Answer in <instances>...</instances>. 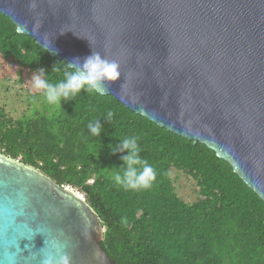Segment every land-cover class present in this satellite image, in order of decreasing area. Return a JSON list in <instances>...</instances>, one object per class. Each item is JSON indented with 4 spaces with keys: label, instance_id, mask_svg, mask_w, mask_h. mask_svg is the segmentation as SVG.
I'll return each instance as SVG.
<instances>
[{
    "label": "water",
    "instance_id": "1",
    "mask_svg": "<svg viewBox=\"0 0 264 264\" xmlns=\"http://www.w3.org/2000/svg\"><path fill=\"white\" fill-rule=\"evenodd\" d=\"M0 0V12L52 57L99 52L127 109L204 144L264 201V0ZM39 24L36 31L33 29ZM86 197L0 153V264H118Z\"/></svg>",
    "mask_w": 264,
    "mask_h": 264
},
{
    "label": "trees",
    "instance_id": "2",
    "mask_svg": "<svg viewBox=\"0 0 264 264\" xmlns=\"http://www.w3.org/2000/svg\"><path fill=\"white\" fill-rule=\"evenodd\" d=\"M40 68L53 83L71 70L0 12V83L12 80L28 99L42 98L31 81ZM96 120L99 137L87 127ZM132 136L157 174L148 190L126 191L112 179L127 152L112 154L108 145ZM0 153L83 194L105 228L101 244L118 264H264V201L206 145L160 128L112 96L81 92L51 115L34 111L17 120L0 109ZM174 172L196 183L193 203L178 195Z\"/></svg>",
    "mask_w": 264,
    "mask_h": 264
},
{
    "label": "clouds",
    "instance_id": "3",
    "mask_svg": "<svg viewBox=\"0 0 264 264\" xmlns=\"http://www.w3.org/2000/svg\"><path fill=\"white\" fill-rule=\"evenodd\" d=\"M30 8H35V0H30ZM39 24L33 29L36 31ZM19 31V29H18ZM70 71L64 72V78L53 83L46 78V70L38 69L32 74L31 81L34 89L42 91L44 100L49 105L61 106L64 102L72 101L81 92L89 94H103L107 91L105 84L117 82L121 77L120 65L116 61H110L101 56L99 52H93L83 62L79 58L67 62ZM56 67L53 71H57ZM114 113L109 111L106 120L111 122ZM88 129L93 137H99L103 132L100 121L96 120L88 124ZM112 154L127 152L122 155L123 165L117 167L112 179L115 184L123 187L126 191L148 190L156 181L157 174L149 162L140 155L141 147L138 144V137H126L120 140L118 145L109 144ZM171 175V173H167ZM70 256L63 253L57 247L55 255H48L43 264H70Z\"/></svg>",
    "mask_w": 264,
    "mask_h": 264
},
{
    "label": "rangeland",
    "instance_id": "4",
    "mask_svg": "<svg viewBox=\"0 0 264 264\" xmlns=\"http://www.w3.org/2000/svg\"><path fill=\"white\" fill-rule=\"evenodd\" d=\"M60 106L49 105L44 98L28 99L26 92L12 80L0 83V109L11 118L20 119L34 111L41 114H53ZM178 195L187 203H193L198 196L196 183L182 173H173ZM93 181H90L91 184Z\"/></svg>",
    "mask_w": 264,
    "mask_h": 264
}]
</instances>
